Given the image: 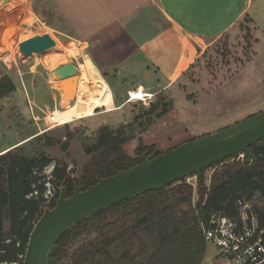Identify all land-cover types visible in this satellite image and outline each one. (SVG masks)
Wrapping results in <instances>:
<instances>
[{
	"label": "trees",
	"instance_id": "obj_1",
	"mask_svg": "<svg viewBox=\"0 0 264 264\" xmlns=\"http://www.w3.org/2000/svg\"><path fill=\"white\" fill-rule=\"evenodd\" d=\"M15 91L10 78L0 79V100ZM161 104L156 118L171 110V103L161 100ZM154 112L152 104L148 114ZM132 131L131 125L99 128L96 142L84 146L90 160L79 172L69 170L67 164L43 150L28 154L27 145L32 141L43 142L44 148L53 146L46 132L0 154V264H23L35 225L47 207H56L61 193L70 198L76 186L89 190L103 179L142 164L143 155L153 153L152 147L148 151L139 147L134 156L126 153L124 146L133 139ZM250 152L252 162L246 156L238 159V154L211 167L214 173L209 185L205 179L198 180L195 188L185 179L82 222L59 240L50 264H204V232L213 216L221 215L241 225L245 205L257 218L258 232H264V139ZM159 155L156 152L152 159ZM51 166L52 173L46 175ZM48 185L56 189L50 200Z\"/></svg>",
	"mask_w": 264,
	"mask_h": 264
},
{
	"label": "rangeland",
	"instance_id": "obj_2",
	"mask_svg": "<svg viewBox=\"0 0 264 264\" xmlns=\"http://www.w3.org/2000/svg\"><path fill=\"white\" fill-rule=\"evenodd\" d=\"M41 1L0 0V75H3L0 79L10 78L21 90L24 89L22 80L28 83L29 90L37 89L36 86L44 82V78L53 80L50 76L48 79L46 70L53 71L66 64L80 68L88 57L83 46L70 40L67 34H58L50 28L49 22L41 16L45 15L43 7L40 8ZM251 25L250 22L243 21L208 47L196 67L180 82L179 87L176 86L169 93H160L153 99V114H148L151 106L145 107L140 103H130L117 113H103V107H99L101 114L95 117L80 119L62 127H44L45 134L54 141L53 146L44 148L43 142L32 141L27 145L28 154L31 155L33 150H43L53 159L67 164L69 170L79 172L90 160L85 154L84 146L96 142L99 128L108 126L120 129L131 125L133 139L124 146L126 153L134 156L139 147L146 151L152 147L153 153L143 155L144 159L151 160L156 152L163 155L185 143L217 133L263 112L264 95H256L253 91L250 95L242 93L243 82L238 76L242 65L252 59V38L249 35ZM44 37H49L54 43L45 52L30 56L21 52L22 45ZM81 71L76 84L71 87L59 86L62 87L67 101H70L78 86L76 98L71 102L76 108L75 111H78L75 116L82 114L88 107L91 108L92 114H97L89 96L80 97L82 84L84 80L85 83L87 80L98 81L102 90L105 85L101 80L91 78L83 65ZM4 72H7V75H4ZM226 85H229L228 89H225ZM223 90H228L229 94H221ZM161 100L171 103V110L165 116L156 118L162 108V104L159 105ZM112 101L110 89L105 106H109ZM23 102L24 95L20 91H15L0 102V149L14 143L27 132L15 125L20 121L14 107ZM80 108L83 111H79ZM69 110L70 108H67L66 113ZM68 135L71 139L66 138ZM66 141L70 142L69 147L62 152L60 147ZM243 158L240 156L238 159ZM52 171L53 166L46 169L45 174L50 176ZM213 173L214 169H208L205 173L207 185ZM186 181L196 188L198 178L190 176ZM48 188L47 196L50 200L56 189L50 185ZM59 188L61 191L62 187ZM219 259L217 249L207 243L204 264H217Z\"/></svg>",
	"mask_w": 264,
	"mask_h": 264
},
{
	"label": "crops",
	"instance_id": "obj_3",
	"mask_svg": "<svg viewBox=\"0 0 264 264\" xmlns=\"http://www.w3.org/2000/svg\"><path fill=\"white\" fill-rule=\"evenodd\" d=\"M39 4L45 11L42 18L53 31L67 34L84 47L88 57L82 65L91 78L104 83V98L94 111L99 107H103V113L125 109L129 105L128 93L136 89L155 97L172 92L196 67L208 47L246 20L252 24V59L238 72L243 82L242 93L264 95V0H42ZM139 55L142 58L138 59ZM82 65H73L80 75ZM46 71L49 79L54 70ZM24 81L25 90L15 84L16 93L24 95V102L15 105L14 110L20 121L15 125L27 132L0 149V154L44 134L49 113H56L67 124L77 121L78 111L71 102L78 86L67 101L62 87V92L52 88L53 80L44 78L32 90ZM110 89L113 101L106 107ZM221 94L229 91L223 90ZM64 108L70 110L66 113ZM217 264L229 263L220 258Z\"/></svg>",
	"mask_w": 264,
	"mask_h": 264
},
{
	"label": "water",
	"instance_id": "obj_4",
	"mask_svg": "<svg viewBox=\"0 0 264 264\" xmlns=\"http://www.w3.org/2000/svg\"><path fill=\"white\" fill-rule=\"evenodd\" d=\"M54 45L44 37L21 46L25 56L43 53ZM142 58L140 55L138 56ZM7 69V66L3 64ZM52 88L61 89L56 82L72 79L77 82L80 73L73 65L66 64L49 74ZM264 139V111L217 133L185 143L128 171L101 180L89 190L75 187L74 195L66 198L61 193L54 209H46L35 225L23 264H50L58 250L59 240L82 222L139 195L162 191L190 176L200 182L204 172L211 167L240 154L253 161L250 148ZM70 142L60 150L65 152Z\"/></svg>",
	"mask_w": 264,
	"mask_h": 264
},
{
	"label": "built area",
	"instance_id": "obj_5",
	"mask_svg": "<svg viewBox=\"0 0 264 264\" xmlns=\"http://www.w3.org/2000/svg\"><path fill=\"white\" fill-rule=\"evenodd\" d=\"M154 95L136 89L128 93L126 103H140L145 107L153 104ZM56 113L46 116L47 128L62 127ZM44 133L46 130L43 131ZM249 205L241 209V225L227 217L215 215L210 221V228L205 230V240L219 252V257L229 264H264L263 231L258 232L257 218Z\"/></svg>",
	"mask_w": 264,
	"mask_h": 264
},
{
	"label": "bare ground",
	"instance_id": "obj_6",
	"mask_svg": "<svg viewBox=\"0 0 264 264\" xmlns=\"http://www.w3.org/2000/svg\"><path fill=\"white\" fill-rule=\"evenodd\" d=\"M97 82H95V81L91 82V81L87 80V83H85V80H84V82L82 84V88H81L82 92H81L80 97H85V96L88 97L89 96V98L93 101V104L95 105L93 110H95L100 105V103L102 102L104 95H105V88H103V90H102L101 85H99V83H97ZM58 83H60L61 85L65 86V87H71L72 85L76 84L77 82H75L72 79H68V80H64L62 82H58ZM86 84H87V86H86ZM84 86H85V90H84ZM79 110H81V108ZM82 115L84 117H81ZM90 116H93L92 110L90 107H88L86 110H84V112L82 114L76 116V118H77L76 120H80L82 118H86V117H90Z\"/></svg>",
	"mask_w": 264,
	"mask_h": 264
}]
</instances>
